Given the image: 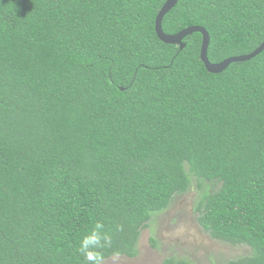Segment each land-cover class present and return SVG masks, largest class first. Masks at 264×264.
<instances>
[{"label": "trees", "instance_id": "16d2710c", "mask_svg": "<svg viewBox=\"0 0 264 264\" xmlns=\"http://www.w3.org/2000/svg\"><path fill=\"white\" fill-rule=\"evenodd\" d=\"M165 2L0 0V264L134 257L191 188L200 228L248 249L219 264H264V50L211 74L200 34L157 38ZM190 26L212 64L250 54L264 0H178L161 21Z\"/></svg>", "mask_w": 264, "mask_h": 264}, {"label": "rangeland", "instance_id": "374dc122", "mask_svg": "<svg viewBox=\"0 0 264 264\" xmlns=\"http://www.w3.org/2000/svg\"><path fill=\"white\" fill-rule=\"evenodd\" d=\"M195 195L194 188L177 195L165 211L152 217L140 232L134 257L112 256L102 264H162L171 256L187 258L194 264H219L245 255L247 248L216 241L200 228L194 211Z\"/></svg>", "mask_w": 264, "mask_h": 264}, {"label": "water", "instance_id": "95a60500", "mask_svg": "<svg viewBox=\"0 0 264 264\" xmlns=\"http://www.w3.org/2000/svg\"><path fill=\"white\" fill-rule=\"evenodd\" d=\"M178 0H166V2L163 4L161 9L159 10L154 23V31L157 36V38L163 42L164 44L169 45H176L179 47V49H183L185 44L182 42V40L193 34L198 33L201 35V46H200V52H199V58L200 61L203 63L205 69L207 72L211 74H218L222 72L224 69H226L231 63L235 62H244L247 60H250L251 58L255 57L259 53H261L264 50V41L250 54L237 56V57H231L228 59L223 60L220 63L212 64L207 59V48L209 44V35L206 32V30L199 26H190L187 27L181 31H179L176 34H166L163 32L161 27V21L164 17V15L169 12L177 3Z\"/></svg>", "mask_w": 264, "mask_h": 264}, {"label": "clouds", "instance_id": "9594fccd", "mask_svg": "<svg viewBox=\"0 0 264 264\" xmlns=\"http://www.w3.org/2000/svg\"><path fill=\"white\" fill-rule=\"evenodd\" d=\"M97 227L99 228L100 225H97ZM88 259H89V260H93V259H94V257L92 256V254H89V255H88ZM95 259L97 260V264H98V260H99V258H98V257H95Z\"/></svg>", "mask_w": 264, "mask_h": 264}]
</instances>
